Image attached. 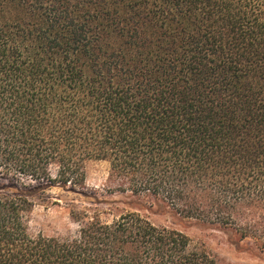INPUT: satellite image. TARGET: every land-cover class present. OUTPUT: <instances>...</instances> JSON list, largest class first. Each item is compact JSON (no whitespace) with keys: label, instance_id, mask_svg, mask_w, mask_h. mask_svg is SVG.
<instances>
[{"label":"trees","instance_id":"obj_1","mask_svg":"<svg viewBox=\"0 0 264 264\" xmlns=\"http://www.w3.org/2000/svg\"><path fill=\"white\" fill-rule=\"evenodd\" d=\"M88 161L112 221L33 234ZM169 213L264 252V0H0V264H228Z\"/></svg>","mask_w":264,"mask_h":264},{"label":"rangeland","instance_id":"obj_2","mask_svg":"<svg viewBox=\"0 0 264 264\" xmlns=\"http://www.w3.org/2000/svg\"><path fill=\"white\" fill-rule=\"evenodd\" d=\"M86 189L84 194L72 193L55 187L48 192L54 198L56 205H37L30 220V230L33 234H43L47 237H67L74 235L79 225L71 217V210H87L92 213L98 208L103 213L104 222H111L112 214L106 211L108 203L124 201L121 195L110 194L114 185L109 181L110 165L106 161H88L85 165ZM95 207V205H97ZM160 226H173L181 229L189 236L193 244L205 250L215 259L228 264H264V252L258 249L252 240H245L237 245L229 242V233L220 229L196 223L194 221L180 222L172 214H159L151 217Z\"/></svg>","mask_w":264,"mask_h":264}]
</instances>
